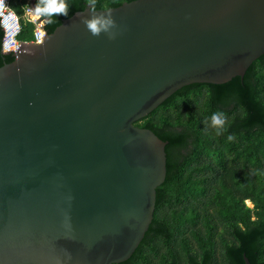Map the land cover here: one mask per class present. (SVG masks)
<instances>
[{"label":"water","instance_id":"1","mask_svg":"<svg viewBox=\"0 0 264 264\" xmlns=\"http://www.w3.org/2000/svg\"><path fill=\"white\" fill-rule=\"evenodd\" d=\"M91 19L113 24L93 35ZM263 55L264 0L87 8L24 42L0 67V264L127 262L168 174L169 143L136 123Z\"/></svg>","mask_w":264,"mask_h":264},{"label":"trees","instance_id":"2","mask_svg":"<svg viewBox=\"0 0 264 264\" xmlns=\"http://www.w3.org/2000/svg\"><path fill=\"white\" fill-rule=\"evenodd\" d=\"M133 1L95 0L92 9L90 0H65L67 15L42 18L51 34L77 12ZM10 5L21 19L19 41L32 42L27 0ZM3 36L0 22V67L15 60L3 53ZM218 112L226 117L219 132L211 127ZM136 126L169 143L168 174L149 231L122 264H245L244 256L264 264V55L244 79L184 87Z\"/></svg>","mask_w":264,"mask_h":264},{"label":"built area","instance_id":"3","mask_svg":"<svg viewBox=\"0 0 264 264\" xmlns=\"http://www.w3.org/2000/svg\"><path fill=\"white\" fill-rule=\"evenodd\" d=\"M31 3L32 0H27L24 18L27 22L35 25L34 39L30 44L38 45L44 42L47 35L45 29L47 21L42 17H35ZM0 22L4 33L2 40L3 53L16 58V50L23 44L18 39L22 32V24L19 16L11 8L10 0H0Z\"/></svg>","mask_w":264,"mask_h":264},{"label":"clouds","instance_id":"4","mask_svg":"<svg viewBox=\"0 0 264 264\" xmlns=\"http://www.w3.org/2000/svg\"><path fill=\"white\" fill-rule=\"evenodd\" d=\"M90 7L95 9L96 3L95 0H90ZM36 18L46 17L51 18L57 15H67L68 14V5L65 0H38L32 9ZM113 24L111 19H91L86 21V26L89 29L90 33L93 35H99L102 31H107L109 27ZM226 124V117L223 113H214L211 116V127L214 129L222 130ZM229 141L233 139L231 135L227 137Z\"/></svg>","mask_w":264,"mask_h":264},{"label":"rangeland","instance_id":"5","mask_svg":"<svg viewBox=\"0 0 264 264\" xmlns=\"http://www.w3.org/2000/svg\"><path fill=\"white\" fill-rule=\"evenodd\" d=\"M247 204H248V206L252 207V204L250 202H248Z\"/></svg>","mask_w":264,"mask_h":264}]
</instances>
